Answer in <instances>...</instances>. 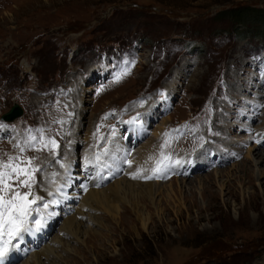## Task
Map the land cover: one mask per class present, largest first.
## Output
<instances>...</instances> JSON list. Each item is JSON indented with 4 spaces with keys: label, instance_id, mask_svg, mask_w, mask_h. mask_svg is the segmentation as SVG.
<instances>
[{
    "label": "rangeland",
    "instance_id": "obj_1",
    "mask_svg": "<svg viewBox=\"0 0 264 264\" xmlns=\"http://www.w3.org/2000/svg\"><path fill=\"white\" fill-rule=\"evenodd\" d=\"M257 10L264 11V0H0V118L17 104L23 111L18 123L39 125L51 112L45 101L58 103V92H68L66 112L79 116L60 148H72L68 142L76 139L79 152L102 110L146 113L152 105L151 133L127 151L128 159L133 163L150 144L154 159L158 144L167 162L177 161L175 152L181 155L182 165L169 179L150 181L161 184L154 203L143 196L146 187L137 186L140 206L126 194L115 217L97 206L82 209L77 220L93 234L76 241L63 224L96 188L89 180L40 263L264 264V92L248 90L258 76L264 79V12ZM124 59L132 61L127 74L96 85L95 72L122 73ZM160 88L171 93L166 114L155 110ZM145 94L152 97L137 99ZM246 117L252 122L247 128ZM187 122L198 128L195 135L190 127L175 130ZM45 129L54 134L52 125ZM118 139L104 137L114 147ZM217 151L229 152L232 160L218 161ZM129 169L135 168L128 166L127 174ZM123 179L96 189H114ZM127 208L136 223L121 224Z\"/></svg>",
    "mask_w": 264,
    "mask_h": 264
},
{
    "label": "bare ground",
    "instance_id": "obj_2",
    "mask_svg": "<svg viewBox=\"0 0 264 264\" xmlns=\"http://www.w3.org/2000/svg\"><path fill=\"white\" fill-rule=\"evenodd\" d=\"M149 106L150 107L149 108L147 107L148 110L146 111V118L148 121H150L149 118L151 119V117H152L151 108H153L152 105H149ZM154 151H155V145L150 144V145L143 148V150L140 154V157L133 158V160L135 162L138 160H141V163H142L141 167L142 168H149L150 165L152 164V162L154 161V158H153ZM126 155H129V154L127 153L126 150H124V147L121 144V141L119 139H118V141H116L115 147L110 145L109 151H107V153L105 155H103L97 159V161L101 165L99 164V165L91 166V172L90 173H91V175H93V177H91V179H90L91 184L93 186L98 185V184H99V187L103 186V184L100 185L101 180L99 182H96L98 180V177H100L102 179L103 173H106L109 171L112 172L113 169L120 164V162L122 165ZM72 156H73V154H72ZM92 162L94 164L96 162V159L94 158V160H92ZM69 163H70V165L68 168H70L71 172H69L68 174L71 175V173L74 172L73 169L75 168V166L74 167L72 166L74 164V159H71ZM130 164H132V161H130ZM130 164H129V167L131 166ZM102 165L104 167H102ZM129 171H131V173H129V175L134 174L135 172L138 173V170H136V168L133 171L131 169H129ZM64 172L65 171H63V173ZM55 174H58V171H56ZM55 174H52L51 172L47 173V177L49 178V181L51 183L47 180V178L43 179L41 177L40 187H41V191L44 195H47V192L48 193L51 192L50 187H51L52 181H53V179L51 180V177ZM138 179H139V177H138ZM139 181L140 180H137V178L132 180L129 177H126V179H123V182L121 181L122 183H120V180H119L117 186L114 189L109 188L108 190L103 189L101 191L99 189H96L99 187H96V186H95L96 188L91 187L89 193L87 192V195L81 204L79 213H77L72 219L66 220L67 222H65V224H63L64 225L63 229L66 230L67 232H69L73 237H75L76 241H80L81 238H84L85 236H88V238L92 237V234H93V233H91L92 231H89L90 229L87 230V227H85V225L81 221L77 220V216L82 214V209L88 208L90 206H91V208L97 206V207H100L102 209V211H104L105 213H107V214L109 213V215L111 214L112 217H115L116 215H113L112 212H117V214L119 213V211H120L119 206H118L119 201L123 202V203L124 202L127 203V201L125 199L126 194L131 195L135 199L136 207L140 206L141 201L139 200V195H138L139 191L137 190V186L142 187V188L146 187L145 192L142 194H144L143 196H146V197L148 196V198L152 199V202L154 203V197H153L154 190H155L154 188H157L161 184L150 183V180H146V181H144L143 184H141ZM70 184H71L70 179L64 180L65 190L64 191H58V195L62 199H68L69 198L68 187ZM55 187H56V183L54 184L53 191H56ZM48 188H49V190H47ZM158 190H160V189L158 188ZM141 192H142V190H141ZM74 194H75V192H74ZM136 196H137V199L135 198ZM127 209L128 210H125V216L126 217H124V216L123 217L121 216L122 218L120 217L121 224H124V225L128 224L129 225L130 223H132V224L136 223L137 219H132V217L130 216L131 211L129 208H127ZM52 213H55V214L52 215ZM58 214H59L58 209H57V211L51 212V215L53 217H56ZM123 218H125V219H123ZM51 243H53V242L51 241V237H50L49 242L46 243L44 246H42V247H45V249H43V251L41 250L42 252H39V253L37 252L35 254L33 253V255L31 254L30 256L33 258V260L31 262L29 261L30 263H27V261H25L24 264H42L39 262V261H41V258L43 257V256L41 257V255H44L45 258H47L50 255V253L52 251H50L51 248H49V244H51ZM46 248H48L49 250H47ZM77 264H81V263H77Z\"/></svg>",
    "mask_w": 264,
    "mask_h": 264
},
{
    "label": "snow or ice",
    "instance_id": "obj_3",
    "mask_svg": "<svg viewBox=\"0 0 264 264\" xmlns=\"http://www.w3.org/2000/svg\"><path fill=\"white\" fill-rule=\"evenodd\" d=\"M127 74L122 73L120 75ZM120 75L116 77V80L119 81ZM8 127L3 121H0V128ZM167 135V134H166ZM34 141L35 137L32 138ZM38 143L43 144L44 148L49 147V145L55 149L59 145L54 139H49L47 142L39 141ZM34 146V145H31ZM37 151L43 150V148H37ZM24 151V149H21ZM18 157L10 158V161L17 160ZM32 159L29 158L27 160V164H31ZM63 167V165H61ZM9 168V172H5L2 169ZM39 171V168H32L31 172H29L26 168H21L19 165L12 163H5L4 161H0V264H4V256H5V241L3 237L5 234L8 235L9 241L22 239V234L24 233H32L33 227L31 225H35V231H40L44 225L41 223V219L39 217V207H33L37 204V201H44V197L37 196L34 192H19L16 191L15 188L18 186H23L25 188H30V180L31 173ZM27 177L26 179L19 180L20 176ZM19 180L18 185H14L11 181L13 179ZM135 178V177H134ZM151 179L152 177H147ZM7 181V182H6ZM11 190L12 197L10 199H5V191ZM49 195H53V193H49ZM49 203H57V201L53 200L50 202H43L42 207L48 208ZM35 213V215H32ZM55 213H52L54 215ZM28 225V226H26ZM13 247H18L17 244H13Z\"/></svg>",
    "mask_w": 264,
    "mask_h": 264
},
{
    "label": "water",
    "instance_id": "obj_4",
    "mask_svg": "<svg viewBox=\"0 0 264 264\" xmlns=\"http://www.w3.org/2000/svg\"><path fill=\"white\" fill-rule=\"evenodd\" d=\"M16 111H17L16 106H13L12 110L10 112H8V115H11V114L14 115L16 113Z\"/></svg>",
    "mask_w": 264,
    "mask_h": 264
},
{
    "label": "trees",
    "instance_id": "obj_5",
    "mask_svg": "<svg viewBox=\"0 0 264 264\" xmlns=\"http://www.w3.org/2000/svg\"><path fill=\"white\" fill-rule=\"evenodd\" d=\"M257 12H264V11H262V10H261V11H260V10H257Z\"/></svg>",
    "mask_w": 264,
    "mask_h": 264
}]
</instances>
